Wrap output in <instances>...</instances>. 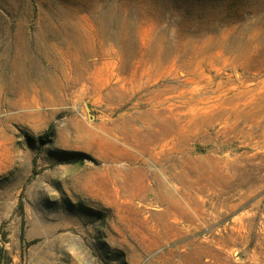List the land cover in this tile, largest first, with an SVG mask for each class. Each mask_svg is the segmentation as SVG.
Returning a JSON list of instances; mask_svg holds the SVG:
<instances>
[{
  "label": "rangeland",
  "instance_id": "1",
  "mask_svg": "<svg viewBox=\"0 0 264 264\" xmlns=\"http://www.w3.org/2000/svg\"><path fill=\"white\" fill-rule=\"evenodd\" d=\"M27 41L50 85L0 110L12 264H264V0H0V69ZM146 109L188 126L167 158Z\"/></svg>",
  "mask_w": 264,
  "mask_h": 264
},
{
  "label": "bare ground",
  "instance_id": "2",
  "mask_svg": "<svg viewBox=\"0 0 264 264\" xmlns=\"http://www.w3.org/2000/svg\"><path fill=\"white\" fill-rule=\"evenodd\" d=\"M41 46L42 45L39 41H34L32 44H30L29 41L24 42L23 46L19 45L18 53L20 54L17 55L20 57H17L16 61L8 63L9 65L7 64L8 61H6L4 66L2 65V68L0 69V110L1 108L5 109V117H8L12 113V109L24 115L27 112L26 108H30L32 103H36L41 99L44 87L48 88L46 86L50 85L46 79L44 80L42 79L41 75L39 76L38 71L36 72L39 66L35 63L36 60L32 59L34 56L33 51L35 52V55H40L42 49ZM29 56H31L32 58H30ZM14 71L15 73L13 74ZM33 75L35 77L32 79L31 76ZM149 110L150 109H146L141 113V118L143 116L148 117L149 115L153 114V117L149 118L148 120V127H144V130L146 132L143 136V147L145 149L147 148L146 150L148 151V158H143V160L145 159L146 162L148 160H159L156 155H159L160 152H163V155L165 156V154L170 151V148L167 147L169 141L166 140V138L170 134H177L176 141H174V143L175 145H180L181 142L185 141L186 130L188 131V126L185 124H180L178 122V119H175V121L177 122V124L175 125L173 124L171 119H169V116H157L156 114L158 113L156 111L151 112ZM194 127L196 128V126ZM115 128L116 126L113 127V129ZM123 144L124 147H132V144L128 143L127 141ZM159 168L151 169V171L149 172H144V176L152 177V180L155 182L157 188H159V191L163 194H169V189L167 188L164 181V178H166V176L164 175L166 173V170L164 168ZM185 175H187V172H184L176 177L179 179L181 176V178L184 179ZM175 191L176 193H179L178 190L175 189ZM170 208L173 210H177L178 206L176 204H171Z\"/></svg>",
  "mask_w": 264,
  "mask_h": 264
},
{
  "label": "trees",
  "instance_id": "3",
  "mask_svg": "<svg viewBox=\"0 0 264 264\" xmlns=\"http://www.w3.org/2000/svg\"><path fill=\"white\" fill-rule=\"evenodd\" d=\"M48 135H49V132H46L44 135L39 136L38 140L40 141V143L45 142ZM0 264H12V258L10 254L1 244H0Z\"/></svg>",
  "mask_w": 264,
  "mask_h": 264
}]
</instances>
